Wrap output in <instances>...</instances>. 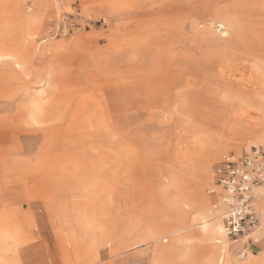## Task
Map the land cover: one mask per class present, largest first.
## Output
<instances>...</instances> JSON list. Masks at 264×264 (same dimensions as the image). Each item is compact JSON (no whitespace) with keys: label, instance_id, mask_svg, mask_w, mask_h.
<instances>
[{"label":"rangeland","instance_id":"374dc122","mask_svg":"<svg viewBox=\"0 0 264 264\" xmlns=\"http://www.w3.org/2000/svg\"><path fill=\"white\" fill-rule=\"evenodd\" d=\"M263 39L264 0H0L7 264L187 263L173 201L199 184L209 213L223 155L264 147L239 132L264 113Z\"/></svg>","mask_w":264,"mask_h":264},{"label":"built area","instance_id":"2783aa9c","mask_svg":"<svg viewBox=\"0 0 264 264\" xmlns=\"http://www.w3.org/2000/svg\"><path fill=\"white\" fill-rule=\"evenodd\" d=\"M215 188L224 205L222 225L229 237H236L255 228L259 222L255 199L257 188L264 185V148L251 146L241 153L223 155Z\"/></svg>","mask_w":264,"mask_h":264},{"label":"crops","instance_id":"0c3cea01","mask_svg":"<svg viewBox=\"0 0 264 264\" xmlns=\"http://www.w3.org/2000/svg\"><path fill=\"white\" fill-rule=\"evenodd\" d=\"M194 195H201L204 197L199 184L189 198L190 201L188 202L190 203L182 202L180 200L176 201L174 208L179 212L180 216H182V222L174 227H171L169 234H177V238L180 240V242H185L186 244L189 242L188 240H192L194 242V248H185L186 255H184L187 258V263L185 264H223L222 260L217 255L219 247H222L223 245L218 241L217 235L214 233V226L212 223H210V219L214 215L207 217V213H200L197 201L192 199ZM205 202L208 203L207 198ZM189 204L191 208L189 210H185L183 205L189 206ZM189 215L193 216L191 218V223L187 226L185 220ZM14 238L15 236L11 231H7L5 234L0 235V264H7V252L12 250L11 243L13 242ZM228 240V244L230 246L233 244L235 247L239 239L232 241L228 237ZM255 241L257 242L258 239L257 237L253 236L250 242ZM15 263L21 264L18 260H16Z\"/></svg>","mask_w":264,"mask_h":264},{"label":"bare ground","instance_id":"6f19581e","mask_svg":"<svg viewBox=\"0 0 264 264\" xmlns=\"http://www.w3.org/2000/svg\"><path fill=\"white\" fill-rule=\"evenodd\" d=\"M262 41L264 43V39ZM260 51H262V50H260ZM255 110H256V108H255ZM261 112H262V110H261ZM258 128H259V130H258ZM239 132H240L241 135H245V134L250 133L255 138H258V140H260L261 142L264 143V113H263L262 118L259 119L258 123L255 122L254 125H248L247 124V126L243 130H239ZM236 139L237 138H227V139H225L220 145L216 146L215 150H213L210 153L209 159L211 158V156L213 154H216L218 151H221V150H228L231 147H232V149L237 150L236 147L235 148L233 147L234 144H237L238 143L236 141ZM230 145H232V146L230 147ZM255 146H259V145H255ZM261 147H263V146H261ZM208 162L204 165L205 175L204 174L203 175L205 177H209ZM213 186L215 187V184ZM256 190L258 192V195H257V197L255 199V208H257V204L260 201V197L264 194V185H261ZM219 191L220 190L218 188H216V193L213 195L214 196V200L211 202V204L209 206V209H208L209 213L206 212L205 204H204L205 203V199H204L203 196H201V195H199V196L198 195H194L192 197L193 200H196L197 201L198 207L200 209V213H202V212L207 213V217H210V216H213L214 215L210 219V223H212L213 226H214V231H215L214 233L217 235L218 241L223 245L222 247H219V250H218V254L217 255L222 260V263L223 264H264V242L260 245V251L258 253H256V254L255 253H251V252L246 253V249L244 247L245 246L244 244H245L246 240L249 238L248 235H250L251 233H253L252 234V237H253L256 234L254 232H257V231H258V233L260 232V227H259L258 230H256L257 227H258V225H259V222H258V224H257V226L255 228L251 229L250 231H248L246 233H243V234H241L239 236H236V237H233V238L227 236V234L225 233V231L223 229V225H222L221 212H222V210L224 208V205H223V203H222V201L220 199V195L218 194ZM176 201L177 200H174L173 201V204H172L173 207H175ZM261 224L264 225V221ZM228 237L232 241H236L237 239H239L238 240V243L234 247V249L237 248V247H240V250L238 251L239 253H238L237 257L240 259L241 257L244 256V257H247V259H245L244 261H238V258H236V256L234 257V255L232 254V252H229L226 249V245L229 242ZM234 249H232V251Z\"/></svg>","mask_w":264,"mask_h":264}]
</instances>
